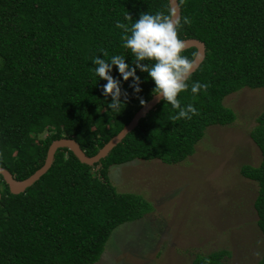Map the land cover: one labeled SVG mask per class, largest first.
Returning <instances> with one entry per match:
<instances>
[{"label": "trees", "instance_id": "1", "mask_svg": "<svg viewBox=\"0 0 264 264\" xmlns=\"http://www.w3.org/2000/svg\"><path fill=\"white\" fill-rule=\"evenodd\" d=\"M178 2L182 22L191 19L179 38L206 46L204 62L178 96L181 107L192 104L198 114L173 121L179 110L163 100L100 163L84 165L61 149L49 172L20 195L0 176V264L100 262L117 228L155 212L143 195L118 192L111 168L136 160L182 163L209 127L236 121L224 105L227 96L264 88V0ZM169 7V0H0V168L23 181L44 166L54 141L74 139L93 157L117 136L143 107L140 98L153 99L156 85L137 68L142 91L136 93L133 78L124 81L113 65L110 75L128 94L113 110L93 61L120 55L135 67L116 24L130 28L141 13L167 14ZM194 54L196 48L183 52L190 59ZM196 82L207 90L193 94ZM257 122L250 135L262 160L240 173L258 186L254 208L264 236V114ZM230 256L228 250L198 254L191 264H228ZM256 264H264V253Z\"/></svg>", "mask_w": 264, "mask_h": 264}, {"label": "rangeland", "instance_id": "2", "mask_svg": "<svg viewBox=\"0 0 264 264\" xmlns=\"http://www.w3.org/2000/svg\"><path fill=\"white\" fill-rule=\"evenodd\" d=\"M224 105L236 121L209 127L196 153L182 163L136 160L111 168L118 192L143 195L155 212L117 228L96 264H191L198 254L218 250L231 252L228 264L260 260L264 236L254 208L258 186L240 170L262 160L250 134L264 114V88L229 95Z\"/></svg>", "mask_w": 264, "mask_h": 264}, {"label": "clouds", "instance_id": "3", "mask_svg": "<svg viewBox=\"0 0 264 264\" xmlns=\"http://www.w3.org/2000/svg\"><path fill=\"white\" fill-rule=\"evenodd\" d=\"M180 2L182 3L183 0ZM126 19L132 20V16L129 14ZM184 24L190 25L191 19L183 17L182 22L176 7H169L167 14L165 12L141 13L139 19L130 28L124 23L116 24V27L123 29L125 33L122 36L123 47L130 49L133 53L135 67L130 68L125 58L120 55L111 57L110 62L100 57L94 59L93 63L97 65L96 74L107 81L102 89L103 94L105 97L109 95L112 97V102L108 105L109 108L119 111L122 104L121 96L127 97L128 95L122 91L120 80L110 75L112 66L115 65L124 81L133 78L134 82L130 86L136 93L142 91L139 86L141 80L136 75V69L139 68L141 71L147 72L156 85L153 95L179 110L178 115L172 117L173 121L185 118L190 120L192 116L198 114L192 104L181 107L178 99L181 92L188 90V80L196 67L197 59L196 54L192 59L183 55L187 48V42L179 38V32ZM103 55L107 56V52L103 51ZM146 60L154 61V63L151 65L142 63ZM207 88V84L196 82L192 84L191 91L193 94H198L201 89L206 91ZM140 103L142 106H146L147 101L140 98ZM254 255L259 258L261 253L257 251Z\"/></svg>", "mask_w": 264, "mask_h": 264}, {"label": "water", "instance_id": "4", "mask_svg": "<svg viewBox=\"0 0 264 264\" xmlns=\"http://www.w3.org/2000/svg\"><path fill=\"white\" fill-rule=\"evenodd\" d=\"M170 7H176L178 10V13L181 17V8L179 5L178 0H169ZM187 42V48L186 50L196 48L197 49V59H196V67L192 74H194L201 64L204 62L206 58V46L203 42L197 40V39H188L185 40ZM163 99L158 98L157 96H154L152 100H150L146 106H143L134 116L132 121L114 138H112L99 152L97 155L90 157L88 156L84 150L81 148V146L78 144V142L74 139H60L57 141H54L47 153V158L44 166L39 169L35 174H33L31 177H29L26 180L19 181L15 179V177L6 169L0 168V176L3 177L5 183L8 185L11 194L13 195H20L25 193L29 188L34 186L45 174L49 172V170L52 168L55 159L56 154L61 149H68L71 151L76 158L84 165L93 167L96 164L100 163L103 159H105L110 152L117 147L122 141L127 137L128 134H130L132 131H134L137 126L139 125L140 121L147 117V115L153 111L161 102ZM2 201V192L0 189V204Z\"/></svg>", "mask_w": 264, "mask_h": 264}]
</instances>
